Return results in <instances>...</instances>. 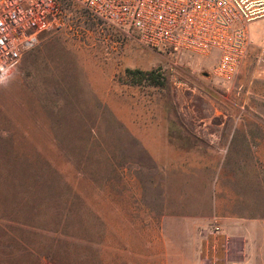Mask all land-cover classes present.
Wrapping results in <instances>:
<instances>
[{"label": "rangeland", "instance_id": "rangeland-1", "mask_svg": "<svg viewBox=\"0 0 264 264\" xmlns=\"http://www.w3.org/2000/svg\"><path fill=\"white\" fill-rule=\"evenodd\" d=\"M67 4L65 27L40 33L0 97V208L39 227L0 224V264H159V255L177 264L197 256L200 227L183 221L194 205L181 197L189 175L178 174L175 160L161 171L129 128H200L184 146L201 153L213 111H264L263 22L250 25L253 45L221 80L210 73L211 55L167 56ZM126 68L153 70L163 84L134 83ZM185 169L195 173L196 196L204 173Z\"/></svg>", "mask_w": 264, "mask_h": 264}, {"label": "built area", "instance_id": "built-area-1", "mask_svg": "<svg viewBox=\"0 0 264 264\" xmlns=\"http://www.w3.org/2000/svg\"><path fill=\"white\" fill-rule=\"evenodd\" d=\"M0 0V72L15 69L41 32L65 27V6L78 4L101 24L170 57L211 55L210 73L229 80L253 45L250 25L262 21L264 0ZM67 2V3H66ZM203 264L230 256V238L216 218L198 230Z\"/></svg>", "mask_w": 264, "mask_h": 264}, {"label": "crops", "instance_id": "crops-1", "mask_svg": "<svg viewBox=\"0 0 264 264\" xmlns=\"http://www.w3.org/2000/svg\"><path fill=\"white\" fill-rule=\"evenodd\" d=\"M4 94V88L0 87V97ZM1 111L2 107L0 117ZM178 115L194 113H177L176 117ZM208 119L214 121L209 120L207 126L202 124L201 130H207V140L206 144L203 142L205 147L201 153L197 145L184 146L192 142L190 136L200 128L182 125L169 128L157 121L150 127L134 131L129 128V134L135 139L137 149L156 161L161 171H167L168 160H175L173 165L179 168L178 174L187 172L190 179L185 183L184 191L188 193L181 197L184 203L194 202V205L183 212V221L191 228H202L216 218L223 233L230 238V256L217 264H264V111H213ZM170 132L181 136L176 138ZM185 166H193L204 173L203 184L196 196L191 192L195 173L187 171ZM16 213L11 207L0 208V224L15 223L28 230L39 228L25 216L15 219ZM197 253V256L195 253L178 256L176 262L203 264L199 249ZM162 257L157 256L159 264L167 262V257Z\"/></svg>", "mask_w": 264, "mask_h": 264}, {"label": "trees", "instance_id": "trees-1", "mask_svg": "<svg viewBox=\"0 0 264 264\" xmlns=\"http://www.w3.org/2000/svg\"><path fill=\"white\" fill-rule=\"evenodd\" d=\"M125 74L133 79L134 83H140L146 81L151 85H162L163 80L158 73L153 70L143 71L140 69H125Z\"/></svg>", "mask_w": 264, "mask_h": 264}, {"label": "clouds", "instance_id": "clouds-1", "mask_svg": "<svg viewBox=\"0 0 264 264\" xmlns=\"http://www.w3.org/2000/svg\"><path fill=\"white\" fill-rule=\"evenodd\" d=\"M14 74L0 72V87L7 88L14 79Z\"/></svg>", "mask_w": 264, "mask_h": 264}]
</instances>
